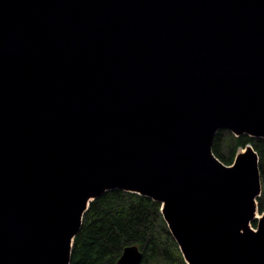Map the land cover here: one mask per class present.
Segmentation results:
<instances>
[{
  "label": "water",
  "instance_id": "water-1",
  "mask_svg": "<svg viewBox=\"0 0 264 264\" xmlns=\"http://www.w3.org/2000/svg\"><path fill=\"white\" fill-rule=\"evenodd\" d=\"M223 129L264 139V0H0V264H71L115 189L188 264H264L258 155L224 164Z\"/></svg>",
  "mask_w": 264,
  "mask_h": 264
},
{
  "label": "trees",
  "instance_id": "trees-1",
  "mask_svg": "<svg viewBox=\"0 0 264 264\" xmlns=\"http://www.w3.org/2000/svg\"><path fill=\"white\" fill-rule=\"evenodd\" d=\"M228 138L231 154L252 145L264 163V139L247 134L236 136L223 129L216 133L212 150L224 164H231L223 151ZM264 211V170L260 167ZM161 203L151 197L121 189L109 190L90 202L80 231L75 236L71 264H118L126 247L136 245L143 253L140 264H187L164 219ZM256 225V221L253 222Z\"/></svg>",
  "mask_w": 264,
  "mask_h": 264
},
{
  "label": "rangeland",
  "instance_id": "rangeland-1",
  "mask_svg": "<svg viewBox=\"0 0 264 264\" xmlns=\"http://www.w3.org/2000/svg\"><path fill=\"white\" fill-rule=\"evenodd\" d=\"M229 146L231 147V145H228V138L226 137V138H225V141H224V143H223V148H224L223 151L225 152V155H226L227 157H229V158H233V162H232L231 164H229V165H233V164L235 163L234 161H235L237 155H239V154H241L242 152H244L245 148L238 149V151H237L236 154L234 155L233 153L231 154V151L229 150ZM260 167H261V169L264 170V163H263V162H261ZM261 195H263V193L260 194L259 196H261ZM258 199H259V197L256 199V203H257V205H258L259 202H260ZM257 215H259V212L257 213ZM257 225H258V223H257L256 225H254L253 222L250 223V226L253 227L254 229L257 227Z\"/></svg>",
  "mask_w": 264,
  "mask_h": 264
},
{
  "label": "bare ground",
  "instance_id": "bare-ground-1",
  "mask_svg": "<svg viewBox=\"0 0 264 264\" xmlns=\"http://www.w3.org/2000/svg\"><path fill=\"white\" fill-rule=\"evenodd\" d=\"M258 155V154H257ZM258 160H259V156H258ZM258 163H259V161H258ZM259 169H260V167H259ZM85 214V213H84ZM256 217H259V215H256ZM250 226V225H249ZM142 262V261H141ZM188 264V263H187Z\"/></svg>",
  "mask_w": 264,
  "mask_h": 264
}]
</instances>
